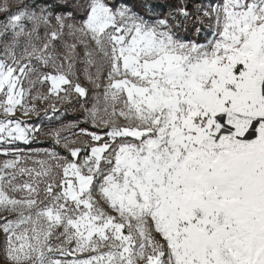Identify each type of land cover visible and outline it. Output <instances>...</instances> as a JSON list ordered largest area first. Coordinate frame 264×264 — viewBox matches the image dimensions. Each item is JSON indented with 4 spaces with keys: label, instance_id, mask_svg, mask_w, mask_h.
Masks as SVG:
<instances>
[{
    "label": "snow or ice",
    "instance_id": "6c2138e0",
    "mask_svg": "<svg viewBox=\"0 0 264 264\" xmlns=\"http://www.w3.org/2000/svg\"><path fill=\"white\" fill-rule=\"evenodd\" d=\"M0 264H264V0H0Z\"/></svg>",
    "mask_w": 264,
    "mask_h": 264
}]
</instances>
